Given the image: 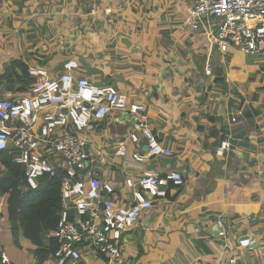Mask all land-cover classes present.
Returning a JSON list of instances; mask_svg holds the SVG:
<instances>
[{"label": "crops", "instance_id": "0c3cea01", "mask_svg": "<svg viewBox=\"0 0 264 264\" xmlns=\"http://www.w3.org/2000/svg\"><path fill=\"white\" fill-rule=\"evenodd\" d=\"M56 1L0 0V98L26 92L10 61L58 72L66 59L75 60L80 75L143 104L150 129L172 152L133 163L132 152L147 150L128 141L131 118L113 114L92 123L83 135L90 166L114 185V202H130L124 181L142 170H175L184 180L180 188L168 186L165 198L123 234L119 259L85 247L81 264H264V44L258 56L217 50L186 25L191 4L184 0ZM55 32L72 55L39 63L38 50L56 46ZM120 142L126 157L116 155ZM222 142L229 149L219 157ZM0 200V249L9 260L54 264L14 245L6 197Z\"/></svg>", "mask_w": 264, "mask_h": 264}, {"label": "built area", "instance_id": "2783aa9c", "mask_svg": "<svg viewBox=\"0 0 264 264\" xmlns=\"http://www.w3.org/2000/svg\"><path fill=\"white\" fill-rule=\"evenodd\" d=\"M184 1L191 4L186 25L201 32L212 47L219 51L236 47L251 56L262 54L264 0ZM28 76L32 81L23 95L0 98V156L7 153L23 170L31 190L38 188L40 178L63 173L59 222L56 229L43 235L45 241L53 239L58 245L50 255L54 264H81L85 247L119 259L123 234L152 208L155 199L165 198L168 186L180 188L184 180L175 170L163 174L142 170L136 180L124 181L131 198L127 205H119L113 200L114 185L92 170L94 161L83 135L92 123L117 114L133 119L128 141L133 145L141 142L147 150L146 155L132 152L133 163L170 157L172 152L150 129L143 104L129 101L113 85H97L80 75L77 61L67 60L58 72L44 65L31 66ZM226 149L229 144L222 142L216 156ZM116 155L127 156L125 142L119 143ZM216 226L219 236L225 237L222 221ZM0 264H14L1 249Z\"/></svg>", "mask_w": 264, "mask_h": 264}, {"label": "trees", "instance_id": "16d2710c", "mask_svg": "<svg viewBox=\"0 0 264 264\" xmlns=\"http://www.w3.org/2000/svg\"><path fill=\"white\" fill-rule=\"evenodd\" d=\"M10 69L11 76L20 85L19 91H27L32 80L26 64L10 61ZM0 165L3 167L0 195L6 197L7 218L14 245L23 253H34L39 259L49 257L58 245L53 239L45 241L43 235L56 229L59 222L63 173L40 178L38 188L31 190L25 182L23 170L11 162L7 153L0 156Z\"/></svg>", "mask_w": 264, "mask_h": 264}, {"label": "rangeland", "instance_id": "374dc122", "mask_svg": "<svg viewBox=\"0 0 264 264\" xmlns=\"http://www.w3.org/2000/svg\"><path fill=\"white\" fill-rule=\"evenodd\" d=\"M59 1L60 0H57L56 1V2H58L57 5L60 3ZM67 2L70 4L72 2V0H69ZM53 5H55V4H53ZM85 5H86V8H89V9L92 7V6H89V3H85ZM83 8H84V6H83ZM9 18H12V17H7V19H9ZM85 37L88 38L87 32L85 33ZM51 38L53 40V44H55L56 46L53 47L50 51H47V50H44V51L38 50L39 53L37 55H40V58H39V61L40 62L39 63H46V62H50L52 60H57V59L60 60V57L61 56L66 57V56H68V54L69 55H72V54H70V52H69L70 49L68 47L63 46V45H60V43H59L60 36H57L56 35V32H55V34L52 33ZM72 52H76V49L72 48ZM67 60H72V59H66V61Z\"/></svg>", "mask_w": 264, "mask_h": 264}, {"label": "water", "instance_id": "95a60500", "mask_svg": "<svg viewBox=\"0 0 264 264\" xmlns=\"http://www.w3.org/2000/svg\"><path fill=\"white\" fill-rule=\"evenodd\" d=\"M132 121H133V119H132Z\"/></svg>", "mask_w": 264, "mask_h": 264}]
</instances>
